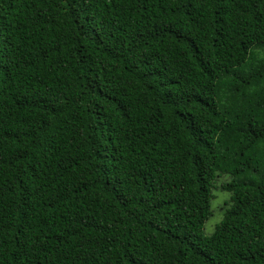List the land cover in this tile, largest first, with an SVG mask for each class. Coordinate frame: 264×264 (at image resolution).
I'll use <instances>...</instances> for the list:
<instances>
[{"label":"trees","instance_id":"1","mask_svg":"<svg viewBox=\"0 0 264 264\" xmlns=\"http://www.w3.org/2000/svg\"><path fill=\"white\" fill-rule=\"evenodd\" d=\"M0 264H264V0H0Z\"/></svg>","mask_w":264,"mask_h":264},{"label":"rangeland","instance_id":"2","mask_svg":"<svg viewBox=\"0 0 264 264\" xmlns=\"http://www.w3.org/2000/svg\"><path fill=\"white\" fill-rule=\"evenodd\" d=\"M231 180L229 174H222L217 176L214 181L215 188L212 189L213 198L211 200L212 215L204 222L203 233L205 236H209L217 223L222 218L223 210L229 202V193L221 190V182H226Z\"/></svg>","mask_w":264,"mask_h":264}]
</instances>
